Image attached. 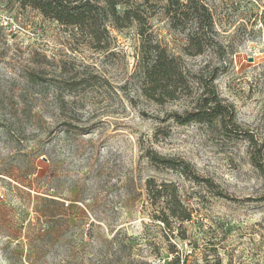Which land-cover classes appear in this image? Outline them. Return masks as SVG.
I'll use <instances>...</instances> for the list:
<instances>
[{
	"label": "rangeland",
	"instance_id": "1",
	"mask_svg": "<svg viewBox=\"0 0 264 264\" xmlns=\"http://www.w3.org/2000/svg\"><path fill=\"white\" fill-rule=\"evenodd\" d=\"M207 1L228 51L217 90L255 142L217 122L180 124L169 116L192 109L199 90L165 104L147 98L135 24L112 28L110 45L96 49L72 26L0 0V264H28L30 225L53 207L44 197L74 202L80 238L91 228L103 243L123 228L142 241H159L163 253L152 264H166L170 243L188 264H264V0ZM152 11L153 30L187 66L221 63L212 51L185 54L184 34L162 8ZM149 148L190 161L216 190L156 167L145 156ZM254 152L261 153L263 170ZM149 177L174 183L192 212L188 221L175 219L168 240L150 218L163 203L150 205Z\"/></svg>",
	"mask_w": 264,
	"mask_h": 264
},
{
	"label": "trees",
	"instance_id": "2",
	"mask_svg": "<svg viewBox=\"0 0 264 264\" xmlns=\"http://www.w3.org/2000/svg\"><path fill=\"white\" fill-rule=\"evenodd\" d=\"M161 2L158 5L156 2ZM21 8L38 10L45 17L62 25L72 26L79 37L84 38L96 49H105L111 43L112 28L123 29L136 25L140 37L138 72L141 74L142 93L158 104L175 101L184 95L199 93L194 98L192 109L184 112L173 111L169 116L177 123L192 121L213 124L236 136H244L255 142L250 131H243L236 120L235 105L226 101L218 92L216 79L226 71L228 65L224 56L228 53L220 41L216 29L214 11L207 0H10ZM121 6H124L121 8ZM164 10L174 30L184 34L182 51L187 55H201L212 51L222 61L194 69L187 66L182 54L173 52L153 30L152 9ZM0 27V40L2 38ZM3 35V39H4ZM74 126L70 123L65 124ZM72 128V127H71ZM71 128H64L71 131ZM260 151L261 148H259ZM145 156L156 167L180 171L187 178L201 183L215 191L217 185L212 179L201 176L194 165L183 158L162 155L154 149H146ZM261 153L254 152L253 162L261 167ZM145 189L150 205L162 202L160 209L150 213L167 240L174 236L173 222L192 218L174 183H158L154 178H146ZM222 194V193H217ZM228 197V195H223ZM52 208H44L36 222L30 225L28 264H152L151 257L162 255L159 241H142L128 234L123 228L114 230L103 243L99 242L91 228L85 229L82 237L76 235V215L74 202L44 197ZM182 224H180L181 226ZM165 228L168 230L165 231ZM85 235V236H83ZM89 238L86 240L85 238ZM92 239V241H91ZM79 240V242L77 241ZM78 248V249H77ZM79 251L84 256L77 260ZM166 264H188V256L169 245ZM53 253L52 259H47ZM33 256V257H32ZM212 264L210 261L206 263ZM216 264H221L217 261Z\"/></svg>",
	"mask_w": 264,
	"mask_h": 264
},
{
	"label": "built area",
	"instance_id": "3",
	"mask_svg": "<svg viewBox=\"0 0 264 264\" xmlns=\"http://www.w3.org/2000/svg\"><path fill=\"white\" fill-rule=\"evenodd\" d=\"M2 24L4 26H8L9 25V20L7 18L4 19V21L2 22ZM154 264H165L164 261H158V262H155Z\"/></svg>",
	"mask_w": 264,
	"mask_h": 264
}]
</instances>
